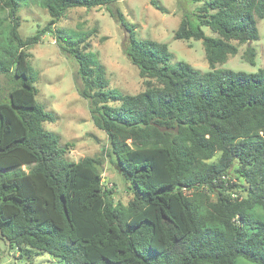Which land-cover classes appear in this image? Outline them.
<instances>
[{
    "label": "trees",
    "instance_id": "obj_1",
    "mask_svg": "<svg viewBox=\"0 0 264 264\" xmlns=\"http://www.w3.org/2000/svg\"><path fill=\"white\" fill-rule=\"evenodd\" d=\"M36 1L51 20L24 38L18 0H0V74L13 80L0 98V240L26 263L48 253L60 264H238L241 257L264 264V68L217 67L238 54L235 41L259 38L264 0H192L198 6L175 38L203 42L205 72L172 63L167 43L137 38L112 12L128 31L127 56L147 79L135 94L110 87L89 35L55 31L78 63L80 94L108 135L112 162L131 184L127 205L114 201L101 158L68 160L59 135L45 127L56 116L37 99L27 51L69 8L116 0ZM255 57L249 45L244 59ZM234 167L241 182L230 175Z\"/></svg>",
    "mask_w": 264,
    "mask_h": 264
},
{
    "label": "rangeland",
    "instance_id": "obj_2",
    "mask_svg": "<svg viewBox=\"0 0 264 264\" xmlns=\"http://www.w3.org/2000/svg\"><path fill=\"white\" fill-rule=\"evenodd\" d=\"M18 2L19 31L22 37L35 35L51 20L48 10L36 0ZM197 6L192 0H116L100 7H71L53 26V31L46 32L40 41L27 49L30 63L38 76L35 82L37 99L56 116L54 122H45V127L59 135L68 160L78 161L86 156L103 160L104 182L110 181L108 186L113 188L112 195L116 203H129L133 197L131 184L112 162L108 153V135L95 125L89 102L80 94L78 63L60 48L55 31L63 28L89 35L86 40L89 50L97 55L106 68L110 87L125 94H135L146 89L147 79L141 77L139 68L127 56L125 47L128 43V31L112 12H120L125 21L134 26L137 38L167 43L172 52V63L185 61L205 72L210 70V65L203 42L175 38L183 17L193 14ZM257 21L259 38L251 43L238 44L235 41L239 46L238 54L217 64L218 68L246 72L264 68V19ZM205 30L211 34L209 28ZM249 45L256 50L253 64L244 59ZM12 85V75L0 74V98L6 97ZM230 175L233 181L241 182L235 167L230 170ZM212 196L214 197L213 194ZM19 255L15 246L12 247L6 240H0V264H60L48 253L35 255L28 263ZM238 264L256 263L241 257Z\"/></svg>",
    "mask_w": 264,
    "mask_h": 264
}]
</instances>
